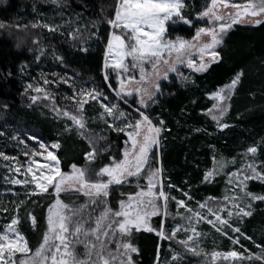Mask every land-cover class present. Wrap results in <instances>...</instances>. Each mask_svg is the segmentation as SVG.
Here are the masks:
<instances>
[{"label":"trees","instance_id":"trees-1","mask_svg":"<svg viewBox=\"0 0 264 264\" xmlns=\"http://www.w3.org/2000/svg\"><path fill=\"white\" fill-rule=\"evenodd\" d=\"M181 2L184 6L180 9V17L191 23L176 18L167 24V36L173 40L178 37L191 40L196 30L204 25L198 17L210 0ZM235 2L243 3L244 0ZM113 3L114 0H63L62 5H58L53 0H0V24L5 25L0 28V132L3 133L0 135V152L17 160H26L24 152L39 148L36 141L29 139L34 136L49 146L60 145L59 149L49 150L58 156L64 172H70L73 164L94 172L108 164L110 156L120 158L127 137L109 127L112 118H102L100 103L90 101L84 105L85 127L81 129L53 111L51 99L32 102V96L42 97V93L25 92L29 84L40 86L51 93L57 108L80 115L78 105L67 97L81 89L99 88L109 96L104 103H117L121 110L138 118L136 100L126 99L127 103H124L104 82L103 61L111 29L103 21L104 14H113ZM33 24L54 27L56 31H49V27L44 26L32 27ZM216 51L220 59L209 64L206 70H181L186 79L176 73L161 81V91L148 102L146 109H142L157 126L159 121L164 122L155 155L156 166L163 169L160 179L165 190L184 200L187 197L183 193H188L193 198L187 200L192 208H197L198 202L209 197L223 204L226 203L225 196H243L239 189H232L228 184V173L253 159L243 155L248 147L257 148L254 157L257 167L264 165V23L233 25ZM237 73L242 76L230 99L219 102L227 108L220 123L228 127L221 128L207 114L218 103L211 97L229 85ZM45 79L53 83L44 84ZM64 80L67 83L62 82ZM112 86L116 87L113 80ZM21 140L24 143H20ZM93 147L98 155L89 163L85 154ZM217 162L223 167L206 181L205 174L216 169ZM6 164L0 157V229L13 216H18V230L35 251L47 230V210L55 196L50 195L52 189L42 195H29L30 192L21 187L11 188L5 177L14 174ZM135 183L133 179L131 186H113L108 197L109 205L118 208V202L124 198L122 193L136 191ZM168 184L175 187L168 188ZM247 190L262 196L264 183L250 180ZM60 199L70 207H78L88 198L69 192L61 194ZM21 201L23 204L17 210ZM248 202V198L243 201ZM250 211V216L230 220L233 227L240 228L243 236L228 227L224 228L228 233L225 236L211 224H196L197 230L203 234L198 238L199 255L186 251L177 242L186 239L184 235L178 234L175 240H162L159 244L155 231H134L128 238L138 249L132 254L133 260L135 264H155L159 253V264H264V261L255 259L214 262L211 258L213 252L237 251L245 257L261 254V247L257 245L264 246V201H251ZM29 213L36 218L35 225ZM168 213L164 220L167 230L178 224L187 226L178 213L184 216L188 213L183 208L178 209L175 201H169ZM223 216L227 217V213ZM151 222L154 229H159L162 216H156ZM237 236L240 243L233 244L229 237ZM245 236L251 239H245ZM176 254H179L178 258L173 260Z\"/></svg>","mask_w":264,"mask_h":264},{"label":"snow or ice","instance_id":"snow-or-ice-1","mask_svg":"<svg viewBox=\"0 0 264 264\" xmlns=\"http://www.w3.org/2000/svg\"><path fill=\"white\" fill-rule=\"evenodd\" d=\"M62 2L63 0H53V3L58 5H62ZM183 6L181 0H114L111 6L114 9L113 14H104L103 22L111 29L105 47L104 82L115 97L124 103H127V97H139V107L135 108L138 118L121 110L117 103H104L109 100V96L99 88L81 89L72 97H67L78 105L77 113L80 115H77L57 108L54 98L46 89L34 87L32 84L27 86L25 92L32 90L43 94L42 97L32 96L33 103L41 98L51 99L52 110L67 117L81 129L85 127L82 117L84 105L90 101L100 103L103 109L102 118H112L109 127L127 136L126 147L119 159L110 156L109 163L94 172L75 164L71 165L70 172H64L58 156L49 150L59 149L60 145L54 143L49 146L34 136H29V139L36 141L39 148L24 152L26 160L23 163L16 157H9L0 152L3 160L16 161L8 166L9 171L16 174L5 177L8 183L33 185L29 195H42L52 189L50 195L55 196L47 210V230L35 251L29 247L28 241L18 230V216H13L10 222L0 229V264H135L132 254L137 253L138 249L128 238L134 231L141 230L155 231L161 240H175L183 231L186 239L177 242L186 251L199 255L198 238L203 234L197 230L196 224L201 222L211 224L222 235H228L224 231V228L228 227L232 232L243 236L240 228L233 227L230 220L233 217L250 216L251 201H264V195L256 196L247 190V182L250 180L264 183V165L258 168L254 159L257 148L248 147L243 155L252 156L253 159L246 160L241 168L228 173V184L232 189H239L243 196H225L226 203L223 204L209 197L204 202H198L197 208H192L187 203V200L193 199L188 193H183L187 197V200H184L171 196L165 190V185L160 179L163 169L156 166L158 160L155 155V150L160 145L159 137L164 122L159 121L157 126L142 109H146L148 101L161 91L160 81L168 79L170 73H177L186 79L180 73L181 65L200 72L209 66L205 61L206 56L211 62H217L220 54L216 48L233 25L246 18H253L255 24L264 23V20L259 19L264 16V0H244L243 3H237L235 0H210L199 15L200 19L206 20L207 26L197 29L192 40L179 37L173 40L167 36V24L173 18L180 17V9ZM180 18L186 24L191 23L188 19ZM39 26L49 27L32 25ZM3 27L5 25L0 24V28ZM49 31H56V28L49 27ZM202 36L210 39L201 42ZM194 55L198 56V62L193 58ZM241 76L242 73H237L229 85L211 97L218 103L214 104L207 114L211 115L221 128L228 127L227 124L220 123V118L227 108L219 102L230 99ZM113 78L116 87L112 86ZM62 82L67 83L66 80ZM49 83L53 82L44 80V84ZM105 122L107 123V120ZM0 135L3 133L0 132ZM20 143L24 141L21 140ZM97 155V149L93 147L85 154V159L91 163ZM232 163H235V160ZM221 167L223 165L217 162V168L207 172L204 179L208 181ZM19 175L24 176V179L16 178ZM133 179L136 181V191L122 193L124 198L118 202V208L113 209L108 203L111 188L131 186ZM167 187L175 186L168 184ZM62 192H78L88 199L78 207H70L60 199ZM245 198L249 201L246 204L243 203ZM170 200L175 201L178 209L183 208L188 213L187 216L178 213L182 220L187 221V227L178 224L167 230L162 221L159 229L152 228L149 223L151 217L162 216L166 219L169 215ZM22 204L23 201L16 206L17 210ZM225 212L227 217L221 215ZM29 216L35 225L36 218L30 213ZM244 238L251 239L247 236ZM229 239H232L233 244L240 243L239 236ZM81 246L82 253L79 251ZM257 247H261L260 255L250 254L245 257L237 251H229L224 254L213 252L211 258L215 261L223 255L225 260L231 258L234 261H264V246ZM18 254L20 259H17ZM178 255H173L172 259L176 260Z\"/></svg>","mask_w":264,"mask_h":264},{"label":"rangeland","instance_id":"rangeland-1","mask_svg":"<svg viewBox=\"0 0 264 264\" xmlns=\"http://www.w3.org/2000/svg\"><path fill=\"white\" fill-rule=\"evenodd\" d=\"M182 3V2H181ZM176 18H178V17H175V18H173V20H175ZM259 19H261V20H264V16H261V17H259ZM172 20V21H173ZM198 20L199 21H201V22H203V26H207V22H206V20H202V19H200L199 17H198ZM172 21H170V22H172ZM170 22H168V23H170ZM235 25H240V26H254V25H257V24H255L254 23V20H253V18H246V19H244L243 21H241L240 23H237V24H235ZM203 26H201V27H203ZM197 31V30H196ZM196 33V32H195ZM194 36H195V34H194ZM210 38L209 37H207V36H202L201 37V42H207L208 40H209ZM192 40V39H191ZM194 59H196L197 60V62H198V56H195L194 55V57H193ZM205 61L206 62H208L209 64H211L212 62L210 61V58L209 57H205ZM103 68H104V61H103ZM181 70H188V71H193L191 68H188V67H186V66H183V65H181L180 66V71ZM196 72V71H195ZM173 74H176V73H170L169 74V76L170 75H173ZM104 75V74H103ZM167 80V79H166ZM161 81H164V80H161ZM161 81H160V83H161ZM113 82H114V84L116 85V81H115V79L113 78ZM125 99H128V100H131V99H135L136 100V103H137V105L139 106V104H138V100H139V97H127V98H125ZM149 102V101H148ZM116 123H119V121H117ZM127 137V136H126ZM125 147H126V145H125ZM19 162H21V163H23L25 160H18ZM6 165H11V164H14V163H16V161H12V160H9V161H6ZM6 167V166H5ZM13 173V172H12ZM14 175H16L15 173H13ZM16 178H18V179H21V180H23L24 179V176H22V175H19V176H17ZM29 179H30V177H29ZM9 185L11 186V188H16V187H21V188H23L24 190H27V191H29V192H31L32 190H33V188H34V186L33 185H31V184H29V185H26V186H24V185H13V184H10L9 183ZM13 192H15V191H13ZM167 192H169V191H167ZM65 193H69V192H62L61 194H65ZM75 193H78V192H75ZM60 194V195H61ZM80 194V193H79ZM84 196V195H83ZM86 197V196H85ZM97 215L99 214V212H97L96 213ZM221 215H223V213L221 214ZM156 216H153V217H151V219H150V226L153 228V226H152V219L153 218H155ZM164 220H165V218L164 217H162V221H163V223H164ZM184 222H187V221H184ZM187 227V226H186ZM141 231H143V230H141ZM144 232H148V231H144ZM180 235H184V236H186L185 235V233L183 232V231H181L180 233H179ZM190 234V233H189ZM159 240H160V242H159V244L161 243V239H160V237H159ZM79 251L82 253L83 252V248H82V246L81 247H79ZM21 257L19 256V254L17 255V259H20ZM221 259H223V255H221L220 257H218L214 262H217V261H219V260H221ZM223 260H225V259H223ZM229 261H231L232 259L231 258H229L228 259ZM155 264H157V262L155 263Z\"/></svg>","mask_w":264,"mask_h":264}]
</instances>
